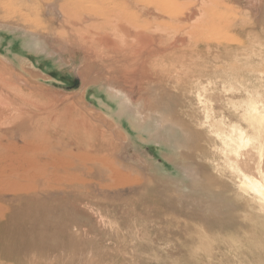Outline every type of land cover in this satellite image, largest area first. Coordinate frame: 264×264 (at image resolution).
Wrapping results in <instances>:
<instances>
[{
    "label": "rangeland",
    "instance_id": "obj_1",
    "mask_svg": "<svg viewBox=\"0 0 264 264\" xmlns=\"http://www.w3.org/2000/svg\"><path fill=\"white\" fill-rule=\"evenodd\" d=\"M254 1L177 0L176 18H190L165 14L158 57L145 51L122 69L91 60L96 35L135 47L113 22L96 34L80 26L77 38L0 23V67L28 83L9 92L17 117L0 115L2 136L49 146L34 178L1 199L0 264H264V205L240 190L233 158L237 133L251 136L247 106L264 95V0ZM54 116L95 125L102 139L80 133L83 146L127 182L83 184L62 154L76 145L50 131Z\"/></svg>",
    "mask_w": 264,
    "mask_h": 264
},
{
    "label": "bare ground",
    "instance_id": "obj_2",
    "mask_svg": "<svg viewBox=\"0 0 264 264\" xmlns=\"http://www.w3.org/2000/svg\"><path fill=\"white\" fill-rule=\"evenodd\" d=\"M249 1L251 2L249 6H253V3L258 2ZM259 1L262 2L261 0ZM175 2L177 0H123V2L122 0H0V23L3 22L7 26L26 29L32 33L44 36H49L57 30L52 26V24H55L64 33L68 34V37L77 38V33H82L79 31L80 26L85 27L86 30L90 29L94 32L93 34H96L98 30L112 29L113 26L110 25V22H113L115 23L114 26H117L123 32L124 36L120 38L132 36V41L136 43L135 47L133 49H131L133 46L124 49L122 44L118 46L119 44L116 45L108 37L96 35L91 40L93 42L100 39L97 41L99 46L94 45L98 49L95 47V50L91 49V60L108 59L109 62H114V64L120 63L122 69V64H124L122 61L124 59L131 56H137L136 59H139L138 56L145 55L142 52L151 50L154 54L153 58L158 57V52L152 49V46L155 45L157 48L160 40L163 41L162 38L160 39L159 33H161L160 28L164 27L167 22L166 20V22L164 21L165 14L170 20H173L172 24L176 21L183 22L190 18V15L179 19L176 18L178 16H175L177 12ZM190 9L193 10V8ZM208 11L211 12L210 10ZM150 29L151 31H149ZM86 30L84 29V31ZM61 32L55 33L56 37L59 38L62 35ZM113 32L115 34V31ZM120 40L118 38V41ZM99 56L102 58H99ZM2 68L0 67V115L8 114V116L4 114L2 119L8 117L7 120L9 122L12 119L14 121L17 117V114L13 112L14 107L11 105L13 100L9 98V94L21 91L23 87L21 83L25 84V86L28 83L15 74L6 77ZM21 96H23V93ZM16 97L20 98L19 95ZM257 98L259 99L258 102L253 101L248 104L247 112L243 116V121L247 125L251 136L246 135L244 137L242 132L237 133L239 149H235L233 158L238 168L235 170L234 175L238 180L240 190L253 196L260 204L264 205V95L257 94ZM58 116L57 118L54 116L55 118L51 122L49 120L44 122H50L54 125L51 126L50 124V131L54 130L56 133L62 132L61 134H65V138L62 137L66 139L65 143L64 139H57L62 141V143L56 140L59 146L63 148L66 143L76 145L74 152L71 149H62V154L64 158L68 159L70 166L76 173L84 175V178L87 177V179L89 177L88 182L83 181V184L98 187L99 181H104L107 186L102 189L106 192L111 191L112 185L127 182L124 176L116 172L112 163L110 164L106 160L107 156L100 154L99 149L95 147L85 148L83 146L80 133L87 134L88 137L94 135L102 139L100 130L95 125L89 123L88 119L83 116L77 119L65 118L63 122L57 121ZM3 133L4 131L0 128V202L3 197L12 199L19 189L25 187L34 178L31 174L34 170V165L39 162L40 164L45 163L47 161L45 154H49V146L47 145L42 147L37 141L33 145L24 143L22 147H17L13 143L7 142L2 136ZM9 135L10 137L8 138L13 141V139H18L19 133L17 130L8 131L7 136ZM24 136L22 135V139H24ZM26 136L30 139L37 138L36 130L33 128L31 133ZM68 138L71 139L68 140ZM245 139L246 142L243 144L245 146L241 148L243 147L242 141ZM18 140L21 142V139ZM250 140L251 142L247 144ZM91 150L99 153L91 154L89 153ZM22 152L28 155L22 157L20 154ZM41 153L45 156L39 155ZM12 172H20L23 175L19 179V181L21 180L20 182L15 183L9 179ZM67 178V176H63L62 180L66 181Z\"/></svg>",
    "mask_w": 264,
    "mask_h": 264
}]
</instances>
